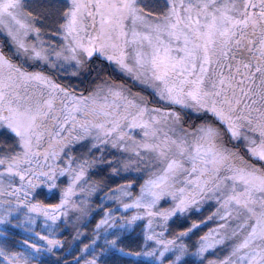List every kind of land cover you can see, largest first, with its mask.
Here are the masks:
<instances>
[{
    "label": "snow or ice",
    "instance_id": "snow-or-ice-1",
    "mask_svg": "<svg viewBox=\"0 0 264 264\" xmlns=\"http://www.w3.org/2000/svg\"><path fill=\"white\" fill-rule=\"evenodd\" d=\"M126 261L264 264V0H0V264Z\"/></svg>",
    "mask_w": 264,
    "mask_h": 264
},
{
    "label": "trees",
    "instance_id": "trees-1",
    "mask_svg": "<svg viewBox=\"0 0 264 264\" xmlns=\"http://www.w3.org/2000/svg\"><path fill=\"white\" fill-rule=\"evenodd\" d=\"M97 219H99V217H97ZM37 230H39V228ZM83 231L85 232V236L81 237V239L83 240L84 243H87L88 242L87 236L90 235V229H85ZM65 235H67V233ZM193 239H195V238H193ZM130 247L135 249L136 246H135V244H130ZM63 259H68L69 261H71L72 258L70 256H66V257H63ZM126 264H130V262L126 261Z\"/></svg>",
    "mask_w": 264,
    "mask_h": 264
}]
</instances>
